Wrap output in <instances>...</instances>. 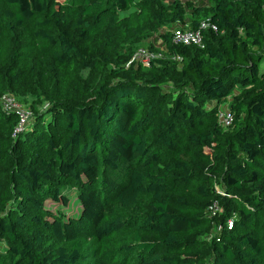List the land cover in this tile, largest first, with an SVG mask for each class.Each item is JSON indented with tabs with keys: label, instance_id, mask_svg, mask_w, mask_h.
I'll return each mask as SVG.
<instances>
[{
	"label": "trees",
	"instance_id": "1",
	"mask_svg": "<svg viewBox=\"0 0 264 264\" xmlns=\"http://www.w3.org/2000/svg\"><path fill=\"white\" fill-rule=\"evenodd\" d=\"M163 1L0 0V96L47 93L49 103L16 136L18 116L0 111L13 203L0 211V264H80L71 244L86 232L110 264H264V0H168L173 14ZM207 17L219 30L204 48L172 42ZM141 38L182 60L124 66L136 50L109 68L114 44ZM164 149L174 155L162 165ZM124 162L121 183L109 173ZM84 181L75 224L43 218L47 200L67 205L66 184ZM215 200L223 211L211 214Z\"/></svg>",
	"mask_w": 264,
	"mask_h": 264
},
{
	"label": "rangeland",
	"instance_id": "2",
	"mask_svg": "<svg viewBox=\"0 0 264 264\" xmlns=\"http://www.w3.org/2000/svg\"><path fill=\"white\" fill-rule=\"evenodd\" d=\"M181 2V8L182 6H188L189 4H199L200 2L207 1L209 0H179ZM62 2V0H61ZM164 6H162L164 9H166L169 13L173 14L172 12H177L180 8L178 9H173V5L168 1L164 0L163 1ZM184 9V8H183ZM135 11L134 7H131L128 10H124L121 12V16H128L131 12ZM182 13H184L183 10H181ZM189 14L187 10H185L184 18H187L188 20ZM164 31L170 30L168 26L163 27ZM152 41H155L154 38H146V39H137L134 42H121L118 44L116 47V44L113 45L112 49V54L111 58H113V62L109 64V68L111 65L117 67L116 62L119 61L122 64H124L129 56V54L132 52V54L141 46H148ZM157 46L159 49L161 48V45L157 43ZM116 47V48H115ZM115 48V50H114ZM158 48L156 50H158ZM120 63V64H121ZM124 66H128L126 63ZM137 66V64H135ZM110 71H108L109 73ZM80 74L84 79H89L93 82L101 83L104 78L98 74V73H93L90 69H82L80 70ZM23 91V89H22ZM11 94L15 95L18 100H20L26 107L28 108H33L35 112H40L44 111L47 106L49 105L48 103V95H44L40 99L35 95L33 92H15L13 90H9ZM231 102V98L228 99L226 102H223L220 105L221 109H229V105ZM0 138H2V135L0 133ZM181 143H179V146ZM192 149H194V146H191ZM174 155V151H169L168 149H164L162 153V165L167 164L170 160H172ZM130 167V163L124 162L120 165V171L118 172H111L112 176H114L119 182L124 183L126 182L127 175H128V170ZM85 180V179H84ZM86 181V180H85ZM84 182H81L80 185H75L68 183L66 184V187L64 188V191L66 194L70 195V201L67 205H64L62 202H56L54 200H47L45 202V208L47 210V213H43L42 216L43 218L47 216L49 219H58V217H61L65 220H69L73 224H75V221L80 217L82 214V204L80 200L78 199V187L81 188L83 185L88 187ZM219 188L222 189L221 186ZM10 179L8 175V171L3 169V166L0 164V211L3 212V214L7 213L10 209H12L13 203H9L7 206L6 200L9 199L10 195ZM109 193V192H108ZM227 194V192H226ZM109 211H112L114 208V205H109L108 207ZM223 209V208H222ZM223 210H221L222 212ZM219 227V226H218ZM217 226H213L211 231L205 235L202 236V238H205L207 240H212V236L215 233V230L219 229ZM212 233V234H211ZM5 241H0V252L4 251L6 248ZM71 247L73 248H78L82 251L83 253V261L80 264H110V254L105 253L101 254L98 251V244L96 242V239L93 237L92 234L89 232L84 233L79 239H76L75 241L72 242ZM38 250H40V247H38ZM209 258V257H207ZM209 264V262H207Z\"/></svg>",
	"mask_w": 264,
	"mask_h": 264
},
{
	"label": "built area",
	"instance_id": "3",
	"mask_svg": "<svg viewBox=\"0 0 264 264\" xmlns=\"http://www.w3.org/2000/svg\"><path fill=\"white\" fill-rule=\"evenodd\" d=\"M208 30L218 31V25L215 24L210 17H207L199 23L198 27L191 28L187 27H178L173 30L172 42L175 45H194L200 48L205 47V33ZM162 42L160 39L159 44ZM170 56L172 59L180 61L182 56L179 54H166L164 49L151 50L147 47L141 46L137 49L135 54L129 60L127 65H130L133 62H141L145 65H150L152 62L164 59L165 57ZM12 111L18 116V124L14 129L13 136H16L20 133L25 126L33 118V110L26 107L21 103L15 95L7 92L0 96V111ZM219 122L225 128L230 127L234 122V114L230 109H220L219 110ZM217 192L220 195L226 196V192L217 186ZM222 210L219 200H215L209 207L208 211L211 214H217ZM228 226H232L234 223V218L228 220Z\"/></svg>",
	"mask_w": 264,
	"mask_h": 264
},
{
	"label": "crops",
	"instance_id": "4",
	"mask_svg": "<svg viewBox=\"0 0 264 264\" xmlns=\"http://www.w3.org/2000/svg\"><path fill=\"white\" fill-rule=\"evenodd\" d=\"M160 41V40H159ZM159 41H158V43H159Z\"/></svg>",
	"mask_w": 264,
	"mask_h": 264
}]
</instances>
